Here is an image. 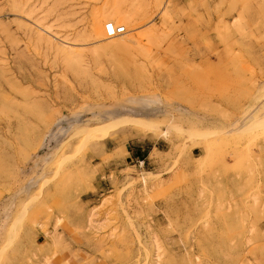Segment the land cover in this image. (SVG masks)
I'll use <instances>...</instances> for the list:
<instances>
[{
    "label": "rangeland",
    "instance_id": "obj_1",
    "mask_svg": "<svg viewBox=\"0 0 264 264\" xmlns=\"http://www.w3.org/2000/svg\"><path fill=\"white\" fill-rule=\"evenodd\" d=\"M0 264H264V0H0Z\"/></svg>",
    "mask_w": 264,
    "mask_h": 264
},
{
    "label": "crops",
    "instance_id": "obj_2",
    "mask_svg": "<svg viewBox=\"0 0 264 264\" xmlns=\"http://www.w3.org/2000/svg\"><path fill=\"white\" fill-rule=\"evenodd\" d=\"M139 143L136 142H132L133 146L131 145V143L128 141L125 143V149H126V154L125 157L121 160V163L116 167V171H119L121 169H126L128 166L131 165V163H133L135 160L137 159H144L145 163L147 161V159L150 158V151L146 154L145 153V148L146 145H144V143H140V141H138ZM147 147L151 148V146ZM197 148L192 149V154L195 155V150ZM148 164H151L150 161L147 162ZM136 165V164H133Z\"/></svg>",
    "mask_w": 264,
    "mask_h": 264
},
{
    "label": "bare ground",
    "instance_id": "obj_3",
    "mask_svg": "<svg viewBox=\"0 0 264 264\" xmlns=\"http://www.w3.org/2000/svg\"><path fill=\"white\" fill-rule=\"evenodd\" d=\"M116 13H120V11H116ZM104 19H106L105 21H103ZM104 19H102V20H100L99 22H95L96 24V27H95V31H96V35H99V36H107V38H110V37H115V36H118V35H121V34H116V35H113V36H109L108 34H107V32H106V24L108 23V22H113V23H115V24H117V25H120V24H118V20L115 18V17H107V18H104ZM124 22V24H127V22L126 21H123ZM126 27V26H125ZM117 38V37H116ZM130 41V40H129ZM131 41H133V43L136 41V38L135 39H133V40H131ZM132 43V42H131ZM136 45V44H135ZM65 48H69V46H67L66 45V47ZM67 51L69 52L70 51V49H67ZM74 52V51H73ZM70 53V52H69ZM260 118V117H259ZM261 118H263V117H261ZM260 118V119H261ZM254 119V118H253ZM130 120H135V121H137V122H140V123H146V124H154L153 122H151V121H147V120H143V119H130ZM261 120H263V119H261ZM260 120V121H261ZM249 122H250V120H249ZM253 122H255V120L253 121ZM250 125V124H249ZM167 129H169V127L167 128ZM189 132H190V130H188ZM188 132V133H189ZM13 231V230H12ZM13 233H14V231H13ZM13 235L14 234H12V237H13ZM11 237V238H12Z\"/></svg>",
    "mask_w": 264,
    "mask_h": 264
},
{
    "label": "built area",
    "instance_id": "obj_4",
    "mask_svg": "<svg viewBox=\"0 0 264 264\" xmlns=\"http://www.w3.org/2000/svg\"><path fill=\"white\" fill-rule=\"evenodd\" d=\"M106 32L109 36H113L116 34H123L126 32V27L125 25H117L113 22H108L106 24ZM140 165L144 163V160H139Z\"/></svg>",
    "mask_w": 264,
    "mask_h": 264
}]
</instances>
